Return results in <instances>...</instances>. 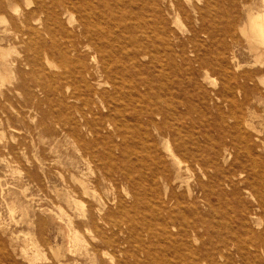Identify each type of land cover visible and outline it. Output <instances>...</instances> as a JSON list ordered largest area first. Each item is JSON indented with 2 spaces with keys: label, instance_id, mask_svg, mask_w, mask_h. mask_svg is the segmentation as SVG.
<instances>
[{
  "label": "bare ground",
  "instance_id": "bare-ground-1",
  "mask_svg": "<svg viewBox=\"0 0 264 264\" xmlns=\"http://www.w3.org/2000/svg\"><path fill=\"white\" fill-rule=\"evenodd\" d=\"M206 1L207 4L210 2L209 0ZM198 3L192 4L191 7L196 14V17L194 16L193 18L192 14H190L191 12H189V15L187 16L194 20L190 33L185 38L182 37L183 39L180 40H177V35L175 34L171 23H173V18L176 19L181 15V12H188L190 9L186 7L185 9L188 10L184 9L182 0H37V6L35 8L21 14V21L26 24V29L21 35H18L17 33L16 37H21V43L26 45L25 51L33 53L32 57H25L26 64L31 67L36 75L34 79H32L33 82L40 86V88L43 89L42 91H45L44 94L47 93L48 96H50V94H55L56 92L57 94L62 92L64 93V96L68 97V99L71 98L82 101L81 105L77 106L74 111L68 104L66 105L67 109L69 108L70 110L68 109L69 115L62 114L63 121L73 125L71 132H75L74 135L77 137V140H79L81 148H83L84 152L90 156L92 161H95L97 157H100V163L97 165L98 168L104 164L110 165L107 172L101 173L98 171L96 175H93L90 181L92 184L94 183L96 185L103 183L104 180L108 179L112 180L115 184H120L124 187L126 185L127 187L126 195L128 198L121 194L117 195V197L112 200L115 207H107L108 203L102 199L98 206H93L97 211V214L93 212L91 213V216H89L92 222L96 224L98 219L97 215H100L99 218L102 219L100 221H103L107 225V222L112 216H117L118 220L114 219L112 223L116 226L117 233L120 236L122 235L120 238V244H122V246L129 244L130 246L131 243L138 241L136 238H142V234H140L138 230L139 223L135 222L136 213L138 212L145 217V222L141 225V232L143 233V231H145L148 236V242L145 245L138 244V247L135 248L136 250L129 249V246L126 248L120 247V251L124 255V260L119 259L120 264H129L130 260H133L132 264H175V260H177L175 254L177 248L180 247L182 249V259L180 260H184V263L186 264H264V233L255 235L254 237L251 236L250 238H243V236L236 234L231 230H227V233L224 234L221 231L224 226H227V223L226 225L220 222L216 224L217 222L215 223L214 221L216 205L212 203L213 200L211 199V192L213 189L209 190L208 185L212 183L211 180L213 175H215L213 172L212 175L210 171L211 169L214 170L217 168V158H212L213 156L201 153V147L204 144L201 146V143H199L198 140L193 139L196 136V132L195 136L193 134L185 133V131L191 132V126L188 121H193V113L196 111V108L191 106V104H188L189 102L187 103L185 101L186 99L183 98L181 91H177L176 89L175 90L178 93L173 91L172 88L174 83L171 85L172 88L168 86L165 93H163L164 103L160 102L161 96L158 94H155V99L150 97L154 92H158V89L155 90L153 88L152 78L147 75L145 76V72L148 71V63H152L151 60H153L154 57L159 58L160 61H164L163 56L166 54L167 57L165 58L168 60L170 58L171 62L177 64L178 58L185 59L186 56L184 55L187 53L186 48L191 46L192 53H195L194 58L196 57V60L199 61V65L201 66L199 67L202 68L209 66L212 62H207L210 60H207L206 55H203V52L201 53L199 51L201 34L203 33L207 34L210 39H218L219 41H217L221 42L226 49V38L235 31V25L237 22L236 17H223L226 22H224L225 24H222L220 20H216V18L215 20H208L209 17L204 11L207 7H201L197 5ZM253 9L247 10L246 19H248V21L241 25V31L251 42L252 48L257 50L259 55H264V3H262V6L256 7V10ZM16 10L17 0H0L1 14L11 16L10 13H18L15 12ZM74 11L79 14L77 24L75 23L76 19H73L72 17L73 15L68 16L69 14H73ZM185 14L187 15V13ZM33 18H36L34 19L35 23H32L31 21ZM8 31L9 28L7 27L3 29V32L5 33ZM44 34L47 35L48 38H46ZM61 37H64L65 40L61 41ZM48 40L51 41V44L48 43ZM34 44L37 45L35 46ZM5 49L7 48L2 47L0 44V58L5 57ZM167 50H169V52H167ZM234 57L236 56L233 55V58ZM233 58L230 60L223 56L221 62L219 61L220 67L218 70L226 76L223 78L225 79L224 82H222L224 86L223 97H228L230 101L236 105L238 98L235 94L236 88L243 90L244 99L248 100L249 96L246 93L249 90L247 89L248 82L254 79L258 70L256 72L253 70H242L243 72L241 71L236 74L235 70L237 69L235 68V74H233L231 71H228V66L231 64L230 62L235 60ZM225 61L229 64H226ZM260 62L264 63L263 61ZM193 63H195V61ZM23 64V59H21V66ZM158 65L162 67V69H159L157 73L160 72V70H165V65L162 62ZM152 67H154V65H152ZM213 68H215V66ZM261 70L263 69L261 68ZM190 78L192 79V77ZM194 78L195 77H193V79ZM232 80H234V83H232ZM23 86H25V83ZM27 88H29V86H27ZM258 88L259 86L257 89ZM28 90L27 92H30ZM66 92H68V94ZM0 93L1 95L3 94L1 89ZM216 93L218 94V92ZM61 95H57V97L60 96L59 99H61ZM59 99L57 105L61 104H59ZM64 99L65 97L63 100ZM36 100L39 99L36 98ZM56 101L57 99L55 100V104L57 103ZM216 102L217 101L214 102V107H217ZM224 102L225 101H223V103ZM121 104L130 107L135 117H138L137 119L139 123L136 124V129H132L135 126L129 122L127 112ZM231 109L230 111L228 110L230 113ZM236 112H238V110H236ZM74 113H78L83 120V128H85L86 134H90L89 138L93 142H91L89 138L87 140H84V137L82 138V134L79 131L81 128L78 130L75 126L77 124V126H79V123L76 121V118H74ZM232 113L230 115H233L234 117L240 116L234 111ZM21 115L24 116V114ZM57 116L59 115L57 114ZM243 117L240 118L242 121L238 120L234 122V125L237 123V126L239 127L238 140L242 139V141H246L248 135L251 133V125L248 123L249 121H245ZM61 118L58 121H61ZM235 119L236 118H234V120ZM200 121L202 120H199V122ZM24 122L26 121L24 120ZM253 122L254 121H252V123ZM56 123L58 124L59 122L56 120ZM194 124L196 125V123ZM216 124L218 123L216 122ZM109 129H113V131L121 137V141L119 140L120 142H115L110 136L104 134V131H109ZM196 130L198 129L196 128ZM130 131L132 134H128ZM207 132L209 134V131ZM201 133L203 132L201 131L200 135H202ZM213 133L211 134L213 135ZM221 133L224 135L227 134L228 128L224 129V127L221 126ZM83 134L86 135L84 131ZM100 139H102L103 145H108V148L106 146L104 147L109 149L103 156L99 154L101 146L98 141ZM106 139H109L108 143L105 142ZM129 139L134 140V143L137 146L135 149H131ZM204 143H207V146H209L208 142L205 141ZM217 143L218 142H216V144ZM140 144L142 150L138 148V145ZM219 144L222 145L223 143ZM116 150H119V153L115 156V153L113 154V152ZM213 153L215 154V152ZM222 153H225L226 156L229 152L223 151ZM221 154L218 153L217 156ZM132 155H135L137 161H134L130 157ZM226 161L227 160H225V162ZM228 161L231 160L228 159ZM146 168L153 170L150 175V191L144 186V182L148 180L145 170ZM192 169L201 170L204 174L210 177V181H207L208 183H205L206 181L204 182L201 179H198L197 181L204 194L203 196H201L202 194L199 196L200 198L202 197L203 199L201 200H204L203 202L207 203L210 207L209 211L207 210V213H203L199 210V196L197 197V192L194 194L195 190L193 191V188L190 187V182H186V176H183V173L187 172V170L191 174L192 171L190 172V170ZM194 173L195 172H193V174ZM240 175H242V173H240L239 176ZM83 179L84 178H82V180ZM90 181H87L88 183L85 180L81 182L82 193L85 195H88L90 192ZM229 184L227 183V185ZM221 190L223 191L224 189L222 188ZM236 190L237 188H235V191ZM209 191L211 192L209 193ZM139 192H141L143 196L141 200L143 203V209L138 208ZM225 193H227L226 190ZM231 195L233 194L231 193ZM76 196L78 195L76 194ZM67 201L78 202L76 199L70 198H67ZM260 201L262 207L259 208L263 209V196L260 197ZM245 209H247L246 206ZM244 211L246 212V210ZM13 213L14 212H12V214ZM221 222H223V220ZM231 222L230 225L233 224ZM248 222L250 221L248 220ZM2 225V222H0V230L3 228ZM250 225L251 226L249 227L252 228V224ZM218 228L222 229L217 231ZM240 230L238 232H240ZM216 231L218 234H221L218 235V239H215L217 241L211 239L205 241L203 239L204 234L208 235L210 238V235ZM68 238L70 240V236ZM199 240H201V243L197 244L196 242ZM103 241L106 244H111V240L108 238H103ZM157 244H159L158 246L160 249L157 248ZM93 247L95 250H98L99 246L96 244ZM183 249L187 251L192 250V255L189 256ZM50 250L54 253L55 248L50 246ZM139 252H144L145 255L142 256ZM18 254L21 255L20 253ZM18 254L14 247L12 251L8 250L5 240L0 233V264H21V261H16V256H18ZM36 254L38 255L37 252ZM128 255L132 259L129 260L127 258ZM45 259H47V257H45ZM58 261L60 264H65L62 259Z\"/></svg>",
  "mask_w": 264,
  "mask_h": 264
},
{
  "label": "rangeland",
  "instance_id": "rangeland-1",
  "mask_svg": "<svg viewBox=\"0 0 264 264\" xmlns=\"http://www.w3.org/2000/svg\"><path fill=\"white\" fill-rule=\"evenodd\" d=\"M191 1L192 0H182L184 9L185 7L190 9H185L188 10V12H181V15L176 19L173 18V23H171L172 28L177 35V40L183 39L182 37L185 38L187 35H189L191 26L194 24V20L187 16L189 15V12H191L190 14H192V17H196V14L191 7L192 4H196L198 2L199 3L197 5L204 8L205 6L207 7V9H203L206 15H208L209 17L208 20H215L216 18V20H220L223 24L225 22V19H223V17L235 16L237 19L235 25L236 28L235 31L231 34L234 36L230 35L231 37L228 36L226 38L225 49L221 42H218V39V41L210 39L207 34H201V45L199 51L201 53L203 52V55H206L207 60H210L207 62H212L211 65L214 64L212 66L209 65L202 67L203 69L200 68L201 66L199 65V61L196 60V57L194 58L195 53H192L191 46L188 45V48H186L187 53H185L184 55L186 56L185 59L183 60V58H178L177 64L171 62L170 58L169 60L165 58L167 57L166 54H164L163 56L164 61H160L159 58L154 57L153 60H151L152 63H148L149 66L147 67V73L145 72V76L147 75L148 77L152 78L153 88L155 90L158 89V92H154V94H151L150 97H152V99H155V94H158L161 96L160 102L164 103L165 101L163 100V93H165L168 86L172 88L171 85H173L174 83L172 88L173 91H175V93H178L177 91H181L183 98L186 99L185 101L187 103L189 102L188 104H191V106L196 108V111L193 113V121H188L191 126V132L185 131V133L193 134L195 136L196 132V136L193 139L198 140L199 143H201V146L204 144V148L203 146L201 147V153L204 155L213 156L212 158H217V168L214 170L211 169L210 171L212 175L213 173L215 175H213V178L211 180L212 183L208 185V189H213V191H209V193L211 192L212 195V203L216 205V215L214 218L215 223L217 222L216 224H218V222H220L224 225H226L227 223V226H224L226 229L224 227L223 229L218 228L217 231L222 229L221 232L226 234L227 230H231L236 234H240L241 236H243V238H250L251 236L254 237L255 235L264 233V208H259L262 207L260 197H264V63L260 62H264V55H259L257 53V50L252 48L251 42L241 31V25L244 22L247 23L248 21V19H246L247 10L253 8V10H256V7L262 6L264 0H209L211 3L209 2L208 4L206 0H196L197 2L194 0L192 2ZM36 6L37 0H17L18 11H15L18 12L17 14L10 13L11 16H7L0 13V44L2 47L7 48L5 49V57L0 58V89L1 91H3L2 95L0 93V222H2L3 224V228L0 230V233L5 240L8 250L12 251L14 247L16 248L17 254H21H18V256H16V261H21V264H60V262L58 261L60 259L64 260L65 264H117V261L118 264H120L119 259L124 260V255L120 251V247L126 248L129 246V244L126 246H122V244H120V238L122 237V235L120 236L117 233V228L112 223L114 219L118 220V217L112 216V220L109 219L106 225L103 221H100L102 220L99 218L100 215H97L98 219L96 224L92 222L89 216H91V213L93 212L97 214V211L95 210V208H93V206H98L102 200L108 203L107 207H115L112 200H114V198L119 194L127 196V187L126 185L124 187L123 185L115 184L114 182H112V180L108 179L104 180V182L100 184H92L90 179L93 177V175H96L98 171L101 173L107 172L110 165L104 164L98 168L97 165L98 163H100V157H97L95 161H92V159H90V156L84 152L83 148H81L79 140H77V137L74 135L75 132H71L73 125L63 121V115H69V108L67 109L66 105L68 104L74 111L77 106L81 105L82 101L71 98L68 99V97L64 96V93L62 92H59L58 94L57 92L55 93L57 95L62 94L63 96L61 95V99H59L60 96L57 97V95L55 94H50V96H48L47 93V95L44 94L45 91H42L43 89L40 88V86L36 85L35 82H33L32 79H34V77L36 76L35 72L32 71L31 67L25 62V57H32L33 53L25 51L26 45L24 43H21V37L19 38L16 36L17 33L18 35H21V33L26 29V24L21 21V14L32 8H35ZM185 13H187V15ZM68 16H72L73 19H76L75 23H78V12L74 11L73 14H69ZM34 19L36 18H33L31 20L32 23H35ZM5 27L9 28V31L6 33L3 32V29ZM44 36L48 38L47 35L44 34ZM60 40L64 41L65 38L61 37ZM202 42L205 44H203ZM48 43L51 44V41L48 40ZM34 45L36 46L37 44ZM167 52H169V50H167ZM233 55H235L236 57L233 58ZM223 56L229 58L230 60L231 58L235 59L234 61L230 62L231 64L225 61L226 64H229L230 66L229 67L227 65L229 68L228 71H231L233 74H235V71L236 74H238L242 70H253L255 72L257 70L259 71L256 72V75L254 77L255 80L253 79L251 80L252 82H248L247 89L249 90L248 92H246L249 96L248 100L244 99V91L236 88L235 94L238 96L236 105H234L228 97H223L224 86L222 82H224L225 79L223 78H225L226 76H224L220 72V70H218ZM21 59H23L24 63L22 66ZM148 59L146 60L149 61ZM194 61L195 63H193ZM160 62L165 65V70H160V72L157 73L159 69H162V67L158 65L160 64ZM152 65H154V67H152ZM214 66L215 68H213ZM235 68L237 70H235ZM261 68L263 70H261ZM191 69H193L194 71ZM216 69L218 72L216 71ZM153 75L157 77H154ZM190 77H192V79ZM193 77L195 78L193 79ZM24 83L25 86H23ZM232 83H234V80H232ZM256 83L259 86L258 89ZM260 85H262L263 87ZM27 86H29V88H27ZM27 90L30 92H27ZM33 91L35 92V94ZM219 91H221L222 93ZM216 92H218V94ZM66 93L68 94V92ZM238 94H240L241 96ZM190 95L192 96V98ZM64 97L65 99L63 100ZM36 98L39 100H36ZM54 98L57 99L56 104V99ZM58 99L59 104L61 103L60 105H57ZM215 101H217V104H215L218 108L213 106ZM223 101L225 102L223 103ZM121 106L125 108V111L127 112V115L129 117V122L135 126L132 129H136V124L139 123L137 119L138 117H135L130 107H126L123 104H121ZM230 109L231 113L234 111L237 115L239 114L240 116L234 117L233 115H230ZM236 110H238V112H236ZM223 111L227 113L225 114ZM21 114H24V116ZM57 114L59 116H57ZM219 114H222L224 116ZM60 115L62 118L60 117ZM242 117L245 119V121H249L248 123L251 125V133L248 135L246 141H242L241 138V140H238L239 127L237 126V123H235L236 126L234 125V122L241 120L240 118ZM60 118L61 121H58L60 120ZM74 118H76V121H78L79 123V126H77L78 124L75 125L77 129L79 130V128H81L79 131L82 134V138L84 137L83 139L87 140L90 137V134H86L85 128H83V120L80 118L78 113H74ZM234 118L236 119L234 120ZM24 120L26 122H24ZM56 120L57 122H59L58 124L56 123ZM199 120L202 121L199 122ZM252 121L254 122L252 123ZM216 122L218 124H216ZM194 123H196V125ZM65 125H67L68 128L71 126L72 127L68 129ZM221 126L224 127V129L228 128L227 134L224 135L223 133H221ZM196 128L198 130H196ZM209 128H212L213 130ZM83 131L86 135L83 134ZM201 131L203 132L201 133L202 135H200ZM207 131H209V134ZM113 132V129H109V131L105 130L104 134L110 136L113 141L120 142L121 137H119L116 132ZM213 132L216 134H214ZM211 133H213V135ZM128 134H132L131 131ZM129 140L131 149H135L137 146L135 145L134 140ZM214 140H217L216 142L218 143L216 144ZM203 141L208 142L209 146H207L208 144L204 143ZM91 142L93 141L91 140ZM98 142L101 146L99 154L103 156L109 150L107 149L108 145H103L102 139H100ZM105 142L108 143L109 139H106ZM219 143L223 144L220 145ZM104 146H106L107 148ZM138 148L141 149V144L138 145ZM223 151H227L229 153H227L225 156V153H222ZM213 152H215V154ZM114 153L115 156L118 155L119 150L114 151L113 154ZM218 153L222 154L217 156ZM130 157L134 161H137L135 155H132ZM228 159L231 161H228ZM225 160L227 161L225 162ZM218 164H220L221 166ZM145 170L148 180L144 182V186L147 187L150 191V175L153 170L148 168H146ZM197 170L198 169L190 170V172L192 171L191 174L187 170V172L183 173V176H186L185 179H188H186V182H190V187L193 188V191L195 190L194 194H196L197 192L196 195L198 197L200 194H202L201 196L204 195L202 189L199 187V182L197 183L198 179H201L204 182L206 181L205 183H208L210 181V177L204 174L201 170ZM226 170L228 173L226 172ZM193 172L197 173H194V175ZM240 173H242V175L239 176ZM197 175L199 176V178ZM82 178L84 179L82 180ZM84 180L86 182L90 181L89 185L91 186V189L88 195L82 193L81 182ZM227 183L229 185H227ZM222 188L224 189L223 191L221 190ZM235 188H237L236 191ZM225 190L227 193H225ZM65 192L68 194H66ZM231 193L233 195H231ZM76 194L79 197L76 196ZM226 194L229 196H227ZM220 195H222L223 197ZM142 197L143 196L141 192H139L138 208L140 209H143V203L141 201ZM67 198L76 199L78 202H68ZM201 199L203 198H200L199 196V210L203 213H207L210 207L207 203L203 202L204 200ZM245 206L247 209H245ZM244 210H246V212ZM12 212L14 213L12 214ZM144 218L145 217H143L140 213H136L135 222L139 223L138 230L140 234H142V238H136L139 242L135 241L131 243V245L128 247L129 249L133 250L138 247V244L145 245L148 242V236L146 235L145 231H143V233L141 232V225L145 222ZM222 220L223 222H221ZM248 220L250 222H248ZM230 222L233 223V226L230 225ZM234 223L237 225H235ZM250 224H252V228L249 227L251 226ZM239 230L240 232H238ZM217 231L213 232L210 235V238L208 235L204 234L203 239L205 241H208L210 239L217 241L215 239H218V235H221L218 234ZM75 234L78 235L76 236ZM69 236L70 240L68 238ZM103 238L110 239L111 244H106L103 241ZM196 243H201V240ZM96 244L99 246L98 250H95L93 247ZM158 245L159 244H157V248L160 249ZM50 246H53L55 248L54 253L53 251L51 252ZM183 250L186 254L188 253L189 256L192 255V250ZM36 252L38 253V255L36 254ZM181 252V247L177 248V252L175 254L177 260H175V264L184 263V260H180L182 259ZM139 254L142 256L145 255L144 252H139ZM35 257L40 260H37ZM45 257H47L48 260L45 259ZM127 258L129 260L132 259L129 255L127 256ZM132 263L133 260H130L129 264Z\"/></svg>",
  "mask_w": 264,
  "mask_h": 264
}]
</instances>
